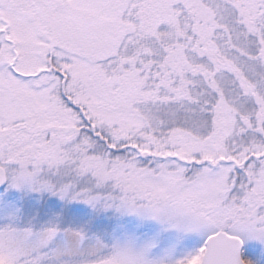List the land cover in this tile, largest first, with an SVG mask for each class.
Returning <instances> with one entry per match:
<instances>
[{"label": "snow or ice", "instance_id": "1", "mask_svg": "<svg viewBox=\"0 0 264 264\" xmlns=\"http://www.w3.org/2000/svg\"><path fill=\"white\" fill-rule=\"evenodd\" d=\"M0 264H264V0H0Z\"/></svg>", "mask_w": 264, "mask_h": 264}]
</instances>
